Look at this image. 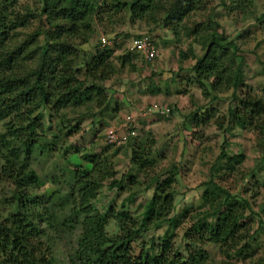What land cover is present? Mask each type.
Returning a JSON list of instances; mask_svg holds the SVG:
<instances>
[{
	"label": "trees",
	"instance_id": "1",
	"mask_svg": "<svg viewBox=\"0 0 264 264\" xmlns=\"http://www.w3.org/2000/svg\"><path fill=\"white\" fill-rule=\"evenodd\" d=\"M11 1L0 0V137L3 139L0 185L10 186L9 197L4 202L13 207L12 212L0 219V264H50L46 260L50 246L48 242L44 243L50 241V238L41 239L43 232L38 229V225L48 216L51 204L60 210L62 226L79 229L76 248L67 264H200L204 259L206 245L215 247L223 258L222 264H231V259L238 261L248 258L253 236L242 211L251 210L250 205L245 198L230 193L215 181L211 173L207 181L201 184L203 187H212L211 191L202 188L200 192V208H204L192 216V221L181 234V243L175 246L172 243L176 235L173 230L181 215L177 219L170 215L173 208L171 183L177 175L174 165L151 179L149 184H152L153 191L143 204L138 220L127 211L125 201L120 202L119 212L107 208L101 213L94 208L93 202L99 194L103 179L113 178L114 174L101 153L98 155L94 152L91 155L89 150L81 149L80 165L69 162L70 168L66 170L64 183L59 178L53 179L62 184L63 190L58 188L47 196L34 192L40 182L38 175L28 168V162L35 153H44L51 144L55 145L45 140L46 128L40 120L43 113L50 118H59L58 124L64 128L63 135L69 137L77 131L76 126L68 123L65 125L63 121L69 110L87 105V102L94 103L100 109L108 105L103 82L117 70L114 59L120 62L124 58L131 67L146 68L147 63L138 52L113 57L112 48L108 45L99 49L95 47L88 58L82 52L79 65H73V60L77 58L78 43L81 45L87 42L95 25L101 23L102 16L110 17L112 11L132 16L144 15L154 24L163 23L172 34L171 39L163 41L165 46L173 41L172 38L179 40V33L187 37L195 36L201 54L196 56L191 53L193 63L188 67L178 66L175 71L168 70V73L189 71L194 77L183 79L185 85L196 83L204 92L208 90V85L214 94L229 92L236 106L233 110L228 109L225 123L239 128L253 125L254 120L262 114L263 103L257 95L243 91V52L211 17L205 21L192 22L191 26L181 23L183 15L203 7V0H37V13L28 8L20 13ZM252 1L219 0V3L233 8L244 2L245 6L240 7L245 10L241 16L242 22L249 19L244 16L250 15L256 22H260L264 18V11L255 16ZM36 16L43 18L45 25L40 44L33 43L35 33L21 39L18 30L30 23L29 17ZM218 28L220 31H217ZM37 29L39 26H35L34 30ZM146 34L157 47L150 32ZM239 37L243 36L240 34ZM36 50L39 52L38 60L30 65L27 59ZM186 56L179 51V59ZM87 81L91 85H86ZM161 83L162 89L156 91L166 92L172 83L180 85V81L171 76ZM182 90L175 92L183 94L185 91ZM192 117L195 125L203 124L204 119ZM253 127L263 131L264 121ZM148 142L142 158L132 159L133 168L138 172L150 165V149L154 141ZM65 148L68 159L71 156L69 145ZM223 156L225 154L221 152L218 158ZM242 156L227 157L226 173L231 172L230 168L235 170L234 165H239ZM218 168L222 167L219 165ZM123 178L119 181L110 180L109 187L114 184L120 186ZM133 178L134 175L129 174V181ZM261 209L264 212V204ZM108 218L114 221V233L106 231ZM163 223H166V228L161 238H154V235L147 237L148 231H154ZM155 241L162 244L160 249Z\"/></svg>",
	"mask_w": 264,
	"mask_h": 264
},
{
	"label": "rangeland",
	"instance_id": "2",
	"mask_svg": "<svg viewBox=\"0 0 264 264\" xmlns=\"http://www.w3.org/2000/svg\"><path fill=\"white\" fill-rule=\"evenodd\" d=\"M11 2L12 6H15L20 13L24 12L25 8L37 13L39 7L37 0H12ZM202 3L203 7L191 10L188 15H183L180 19L181 23L191 26L192 22L205 21L207 17H211L224 28L227 37L233 39L237 44L244 54L243 91H250L251 94L257 95L263 103L262 114L253 123V125L258 124L260 121H264V70L262 69V64H264V18L260 22H256L251 15V18L244 16L249 19L242 22L241 16L245 10L240 7L245 6L244 2L233 8L229 5H221L219 0H203ZM252 3L254 4V15H260L264 11V0H253ZM111 14L113 15L110 17L102 16L101 23L95 25L87 42L81 43V45L78 43L77 58L73 60V65H79L82 52H85L88 58L95 47L102 48L99 45V36L101 35L108 39V46L112 48L113 57H117L130 52L128 45L131 37L139 33L150 32L151 35H149L156 41L158 55L150 62L145 61L146 68L131 67L126 59L124 61V58L120 59V62L114 59L117 70L103 82L109 100L108 105L100 109L94 103L88 104L87 102L85 103L87 105L83 104L66 113V117L63 119L65 125L68 123L67 125L77 127V131L73 135L69 137L63 135L64 128L58 124L59 118L56 116L50 118L47 114H42L40 120L46 128L45 140L53 142L55 145L51 144L49 150L44 153L38 155L35 153L32 160L28 162V168L38 175L40 182L34 192L47 196L58 188V190H63L62 184L55 182L54 177L64 183L67 168H70L69 162L80 165V153L83 151L81 149H87L91 155H94V152L103 154L101 157L107 165H111L114 172L113 178L103 179L99 194L93 202L94 208L101 213H104L107 208L119 212L121 211L120 202L125 201L127 211L138 220L141 217L143 204L153 191L152 184H149L151 179L174 165L177 175L174 176L171 183L173 208L170 215L176 219L181 215L173 230L176 235L173 236L172 243L177 246L181 243V234L192 221V216L204 208H200V192L202 188L211 191L212 187L210 185L203 187L201 184L203 181H207L211 176L209 173H211L214 180L226 187L230 193L239 198H245L251 209L242 211L253 236L249 244L251 248L248 251L250 253L246 252V254L249 253V256L243 260L234 261L231 259L229 261L231 264H264V212L261 209L264 204V130L260 132L253 125L244 128L228 126L225 123L227 111L229 108L233 110L236 106V101L232 99L229 92L222 91L214 94L215 92L210 90L208 85H206L208 89L206 92L202 91L196 83L191 82L185 85L183 79L194 77L189 71L173 73L174 75L168 73V68L188 67L193 63L194 59L191 57V53L196 56L201 54L195 36L187 37L179 33V40L172 38L173 41L168 42L165 46L163 41L171 39L172 34L163 23L154 24L150 18L146 19L144 15L132 16L119 11L117 13L112 11ZM29 21L31 25L27 23L18 28L21 33L19 37L22 39L35 33L32 37L33 43L40 44L42 29L45 28L44 20L36 16L29 17ZM35 26H39V29L34 30ZM217 31H220V28ZM240 34L243 37H239ZM179 51L185 53L186 58L179 59ZM38 56L37 50L32 51L27 62L31 63L30 65L35 64ZM131 63L135 64L133 61ZM160 66L165 68L163 74L157 72ZM150 68L156 71L149 72ZM148 76L150 77L145 79ZM170 76L179 80L180 85L172 83L169 85L172 92L154 93L153 95L156 89H162L161 82ZM85 84L91 85L88 81ZM181 89H184L182 92L185 91L183 94L175 92L181 91ZM148 92L149 96H158L159 100L156 101L160 102H164L163 97L178 96L179 103L176 104L177 107L173 106V108L169 105L172 113L167 116L155 114L143 116L140 114L142 108L147 105L146 103L150 99L154 100V98L145 96L148 95ZM213 95H216V98H213ZM130 113L132 115L130 124L136 133L134 138L120 145L106 144L105 130L112 127L120 134L125 127L123 119ZM192 116L198 117V120L204 119L205 126L203 124L195 125ZM1 123L0 136H2ZM150 140L154 141L150 149V165L138 172L135 167L133 168L132 159L142 158ZM2 141L3 139L0 137V151L3 150ZM66 145H69L68 151L70 150L71 155L68 159L65 153ZM221 152L225 156L218 158ZM239 154L243 155L239 165L235 164V170L230 168L231 172L226 173L227 157L232 158ZM219 165L222 167L221 169L218 168ZM99 174H103V172H99ZM129 174L134 175L130 181ZM121 177L124 178L120 186L114 184L109 187L110 180L119 181ZM133 181L134 183H132ZM9 193V185H0V219L13 210L12 206H8L4 202L5 199H8ZM47 214L49 216V218L45 216L47 221L44 220L38 225V229L43 232L41 239L50 238V241H44V243L48 242L50 246L46 260L50 264H67L76 248L79 229H67L61 225V212L57 206L51 204ZM113 222V219L108 218L107 233L116 232ZM165 228L166 223H163L154 231H148L146 235L147 237L154 235V238H161ZM155 244L158 249L162 247V244L159 245V241H155ZM204 248V259L200 264H222L223 258L214 246L206 245Z\"/></svg>",
	"mask_w": 264,
	"mask_h": 264
},
{
	"label": "built area",
	"instance_id": "3",
	"mask_svg": "<svg viewBox=\"0 0 264 264\" xmlns=\"http://www.w3.org/2000/svg\"><path fill=\"white\" fill-rule=\"evenodd\" d=\"M109 41L103 35L99 36V45L104 47L108 45ZM128 51L138 52L142 59L146 62H150L158 55L156 46L151 41L150 37L146 33H140L138 36H133L129 40ZM158 114L167 116L170 114V106L164 102L151 101L145 105L141 110V115ZM123 122L125 124L124 130L120 134L116 129L109 127L104 132L105 143L110 145H120L126 143L129 139L133 138L136 133L134 127L130 124L132 117L130 114L125 115Z\"/></svg>",
	"mask_w": 264,
	"mask_h": 264
},
{
	"label": "crops",
	"instance_id": "4",
	"mask_svg": "<svg viewBox=\"0 0 264 264\" xmlns=\"http://www.w3.org/2000/svg\"><path fill=\"white\" fill-rule=\"evenodd\" d=\"M177 67H175V69H176ZM164 67L163 66H160L159 67V69H157V72L158 73H160V72H163L164 71ZM175 69H169L168 68V70H174L175 71ZM151 71H156V70H153L152 68H150L149 69V72H151ZM165 72V71H164ZM147 73V72H146ZM169 92H172L171 90H168ZM168 91H166V92H168ZM166 92H163V91H155V92H153V95H154V93H156V94H158V93H162V94H164V93H166ZM151 95V94H150ZM145 96H147V98H154V100L156 101V100H159V99H157L158 98V96L157 97H153V96H149V92H148V95H145ZM139 98V97H138ZM165 100H164V103H166L167 105H171L172 106V108H173V106L174 107H177V103H179V98H178V96H171V97H163ZM153 100V99H152ZM151 99H150V101H152ZM153 100V101H154ZM150 101H148L146 104H148V103H150ZM141 114V113H140ZM130 115H131V113H130ZM149 115V114H148ZM155 115H158V114H155ZM132 116V115H131ZM145 116H147V115H145ZM161 116H163V115H161ZM186 132H188V131H186Z\"/></svg>",
	"mask_w": 264,
	"mask_h": 264
}]
</instances>
